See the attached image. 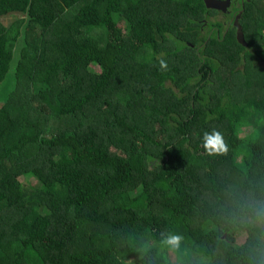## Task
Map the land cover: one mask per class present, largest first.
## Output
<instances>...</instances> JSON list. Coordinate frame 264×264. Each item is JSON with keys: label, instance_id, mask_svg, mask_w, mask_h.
Returning <instances> with one entry per match:
<instances>
[{"label": "trees", "instance_id": "trees-1", "mask_svg": "<svg viewBox=\"0 0 264 264\" xmlns=\"http://www.w3.org/2000/svg\"><path fill=\"white\" fill-rule=\"evenodd\" d=\"M208 8L0 0V264H264V0Z\"/></svg>", "mask_w": 264, "mask_h": 264}, {"label": "flooded vegetation", "instance_id": "flooded-vegetation-1", "mask_svg": "<svg viewBox=\"0 0 264 264\" xmlns=\"http://www.w3.org/2000/svg\"><path fill=\"white\" fill-rule=\"evenodd\" d=\"M250 1L251 0H210L209 12L206 15L207 25L211 24L213 26L219 24L226 29L235 26L237 32H239V27L243 32L240 22L243 19L246 4ZM209 18H217V21L209 23L207 21Z\"/></svg>", "mask_w": 264, "mask_h": 264}, {"label": "rangeland", "instance_id": "rangeland-1", "mask_svg": "<svg viewBox=\"0 0 264 264\" xmlns=\"http://www.w3.org/2000/svg\"><path fill=\"white\" fill-rule=\"evenodd\" d=\"M17 17H19L18 15H16ZM16 16H2L1 17V21L4 23V24H7L10 23V21H12L13 19L16 18ZM209 23L210 22H216L217 21V18H212V19H208L207 20ZM125 23L121 22L119 27L122 29V32H124L126 30L125 28ZM16 60V55H15V58ZM13 64V69L9 72V74L7 75V78L4 82L0 83V107L2 106V104L4 103V99L7 98V95L10 93V91L12 90L13 86H14V81H15V77H14V61L12 62ZM88 70L90 72H96L98 73L99 72V69L97 66H94V65H89L88 66ZM250 132V128L248 129H245L243 132H242V136L248 134ZM21 182H23L27 187H35L37 185V181L34 179V178H27V177H21L20 178ZM237 243L238 244H241V245H247V246H250V247H255V244L250 240V238L248 237V235L246 233H241L237 236ZM173 256V255H172ZM174 258V256H173Z\"/></svg>", "mask_w": 264, "mask_h": 264}, {"label": "clouds", "instance_id": "clouds-1", "mask_svg": "<svg viewBox=\"0 0 264 264\" xmlns=\"http://www.w3.org/2000/svg\"><path fill=\"white\" fill-rule=\"evenodd\" d=\"M161 67L165 66V62L163 60L160 61ZM201 142L202 146L206 152L209 154L216 152H224L227 150V145L224 143L221 133L212 129L211 131H204L201 134ZM179 237L177 236H168L166 239V243L175 247L178 243Z\"/></svg>", "mask_w": 264, "mask_h": 264}, {"label": "water", "instance_id": "water-1", "mask_svg": "<svg viewBox=\"0 0 264 264\" xmlns=\"http://www.w3.org/2000/svg\"><path fill=\"white\" fill-rule=\"evenodd\" d=\"M206 1V4L208 5V7L210 6L209 4V2H210V0H205ZM237 38H238V41L240 42V43H242V44H246V42H245V40H244V35H243V33H242V31H241V28L239 27V32H238V34H237Z\"/></svg>", "mask_w": 264, "mask_h": 264}]
</instances>
